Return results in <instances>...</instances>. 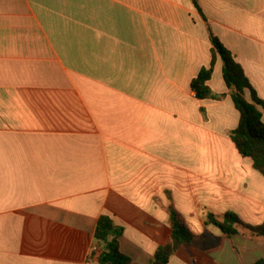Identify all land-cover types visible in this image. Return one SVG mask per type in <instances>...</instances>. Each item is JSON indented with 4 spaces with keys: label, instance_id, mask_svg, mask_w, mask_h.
<instances>
[{
    "label": "crops",
    "instance_id": "1",
    "mask_svg": "<svg viewBox=\"0 0 264 264\" xmlns=\"http://www.w3.org/2000/svg\"><path fill=\"white\" fill-rule=\"evenodd\" d=\"M211 33L264 103V0H0V264H99L102 216L124 230V255L152 264L171 211L194 241L169 264L264 258V238L206 226L264 224L222 60L219 100L191 88Z\"/></svg>",
    "mask_w": 264,
    "mask_h": 264
},
{
    "label": "trees",
    "instance_id": "2",
    "mask_svg": "<svg viewBox=\"0 0 264 264\" xmlns=\"http://www.w3.org/2000/svg\"><path fill=\"white\" fill-rule=\"evenodd\" d=\"M210 39L212 43L210 66L201 70L192 81L191 88L198 100H219L221 97L213 94L209 82L214 74L217 59L222 60L225 84L231 92L235 108L240 113L239 126L230 134V137L239 154L244 158L251 159L254 169L264 176V121L262 113L257 108L264 109V103L258 98L234 56L212 33ZM247 93L250 95V101L246 99ZM171 220V240L156 252L152 264H169L173 255L180 249L190 248L193 244V235L175 211H171ZM206 226L216 227L228 236L237 234V228L241 227L256 238H264V224L257 227L247 226L234 214H226L223 220L209 214ZM123 233L124 230L115 226L109 217L102 216L100 218L95 233V241L101 248L99 264H135L120 250L119 241ZM255 264H264V258Z\"/></svg>",
    "mask_w": 264,
    "mask_h": 264
},
{
    "label": "built area",
    "instance_id": "3",
    "mask_svg": "<svg viewBox=\"0 0 264 264\" xmlns=\"http://www.w3.org/2000/svg\"><path fill=\"white\" fill-rule=\"evenodd\" d=\"M98 249L101 250L100 246L97 245L93 250L96 251V250H98Z\"/></svg>",
    "mask_w": 264,
    "mask_h": 264
}]
</instances>
